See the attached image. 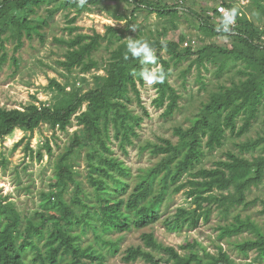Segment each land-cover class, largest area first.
<instances>
[{
    "label": "trees",
    "instance_id": "trees-1",
    "mask_svg": "<svg viewBox=\"0 0 264 264\" xmlns=\"http://www.w3.org/2000/svg\"><path fill=\"white\" fill-rule=\"evenodd\" d=\"M108 2L131 6L124 29L108 25L104 33L76 32L79 27L72 24L81 14L100 11ZM253 3L264 13L259 0ZM221 4L238 10L231 1L221 0ZM43 6L45 16L38 14ZM61 10H68L66 17L70 12L74 15L65 27L71 36L55 38L66 46L58 65L67 73L77 68L81 74L92 69L103 73H94L92 85L87 88H83L87 81L84 76L66 78L64 82L50 78L47 89L52 97L47 103L36 104L35 97L33 102L19 108L0 104V148L15 129L32 134L46 124L53 132H65L73 125V120L80 126L57 157L53 189L38 210L23 217L15 204L0 193V264H107L108 256L119 253V241L111 237L112 233L142 229L159 221L168 231L192 230L202 222L207 223L214 212L223 221L217 226L218 240L230 241L232 236L249 232L252 236L233 244L245 258L251 250L257 252L256 257L237 262L220 245L216 253L198 240L185 241L176 248L159 241L152 232H143L141 244L123 250L122 261L263 263L264 223L261 225L250 216L242 217L234 211L239 207L249 208L259 200L260 213L264 215V199H248L252 187L260 184L264 187V133L236 144L239 154L228 151L226 159L215 161L211 167L203 166L202 162L206 153L224 144L227 132L240 137L264 114V23L257 25L238 10L236 25L229 32H223L218 30L221 18L216 8L211 14L205 10L193 12L178 2L171 4L166 0H86L82 7L78 0H0V67L9 60L16 71L19 68L16 53L24 39L37 35L44 42V28ZM139 11L168 17L171 30L177 28L175 20L188 12L196 17L204 38L225 36L229 42L220 46L209 41L193 50L184 33L177 34L176 38L166 37L169 28L165 25L155 36L131 37L132 23ZM114 17L125 18L122 13ZM215 18L219 19L218 23ZM203 37L199 38L200 43ZM129 38L147 40L157 57L156 66L162 67L165 73L162 83L153 84L156 96L152 100L155 108H163L165 117L172 116L179 107L181 94L169 79L182 63L188 61L187 66L180 69L184 79L193 66L208 71V66L214 65L216 77L238 66L236 73L240 75L237 80L231 79L230 84L219 83L210 91L188 126L174 127L176 141L161 138L160 142L141 146V151L148 150L158 160L135 175L111 146L116 141L126 154L138 137L137 128L143 118L130 108L133 101L147 114L139 89L145 81L139 72L143 67L151 69V64L142 65L139 58L127 52ZM7 41L13 42L10 57L6 52ZM103 42L108 56L99 63L92 55ZM198 78L203 79L201 75ZM201 82L204 86L205 82ZM47 147L51 153L48 144ZM81 151H84L86 184L79 178L80 172L73 162V156ZM243 153L252 156L248 158ZM180 191L189 199V206H178L163 218L161 210L165 201Z\"/></svg>",
    "mask_w": 264,
    "mask_h": 264
},
{
    "label": "rangeland",
    "instance_id": "rangeland-1",
    "mask_svg": "<svg viewBox=\"0 0 264 264\" xmlns=\"http://www.w3.org/2000/svg\"><path fill=\"white\" fill-rule=\"evenodd\" d=\"M226 1H231L241 13L255 21L257 25L264 23V13L259 11L253 0ZM166 2L171 4L178 2L179 5L191 9L193 12L205 10V12L210 14L221 3V0H166ZM259 3L264 9V0H259ZM44 8L45 6L38 9L39 15H46ZM130 9L131 6L126 5L124 2H108L100 11H89L81 14L72 25L79 27L76 32L89 34L93 33V31L104 33L108 25L124 29L127 25V20H129ZM67 13L68 10H61L49 19V25L43 30L44 42H41L37 35L32 39H24L22 48L16 53L19 59V68L16 71H14L9 60L0 67V104L2 106L19 108L22 105L33 102L35 97L36 104L49 102L52 97V94L47 89L50 78L64 82L66 78L72 80L73 77L84 76L87 81L83 84V88H87L92 85V75L94 73H103L102 70L92 69L90 72L81 74L78 68L74 69L72 73H67L58 65L57 61L63 59L66 46L56 42L55 38H68L71 36L65 30V27L69 25L67 21L74 15V12H70L68 14L70 15L69 17H66ZM120 13L125 16L122 20L114 17L115 14ZM214 21L218 23L219 19L215 18ZM168 22V17L162 18L156 13L139 11L136 13V20L132 23L131 37L137 35H141L144 38L155 36L157 31H160L165 25L169 28L166 37L176 38L177 34L184 33L186 40L192 43L193 50H197L198 45L209 41L220 46H224L229 42V39L225 36L211 39L204 38L200 34L196 17L188 12L182 13L175 20L176 29L171 30V25ZM200 37H203L204 41L202 43L199 41ZM5 46L7 55L10 57L13 42L7 41ZM107 56L108 50L104 42L92 55L99 63H102ZM187 64L188 61L182 63L178 69H174L169 79L172 86L181 94L179 107L172 116H163V108H155L153 106L152 100L156 96V90L154 85H148L146 82L140 85L139 89L141 103L145 107L147 114L136 101L130 104L133 112L143 118L140 127L137 128L138 137L134 140L135 143L127 148L126 154L118 148L116 141H113L111 146L115 155L130 167L132 175L137 174L141 169L153 165L158 160L148 150L141 151V146H144L147 142H160L161 138H169L172 141H176L177 137L173 134L174 127L178 125L188 126L201 102L207 99L209 92L215 89L219 83L228 85L231 79L237 80L240 77L236 73L238 66L230 68L219 77H216L214 74L216 66L209 65L208 71L204 70V68L198 69L193 66L184 79L180 75V69L186 67ZM155 67L157 66L151 64V69ZM198 75L202 76L203 79L201 81L205 82L204 86H202ZM263 119L264 114H261L258 120L252 124L249 131L240 137H235L227 132L224 144L216 150L206 153L202 165L211 167L215 161L226 159L228 151L239 154L236 144L264 133ZM79 128L80 126L76 124L75 120H73V125L68 127L65 132L60 130L53 132L46 124H42L32 134L15 129L10 136L2 141L0 148V193L7 196L15 204L23 217L32 215L47 201V193L53 189L52 177L55 172L56 159L68 146L74 131ZM20 139H23L22 142L14 147ZM47 144L51 148V153L48 152ZM27 145L30 149L26 147ZM243 156L250 158L252 154L243 153ZM83 157L84 151H81L78 156H73V162L75 169L80 172L79 178L86 184ZM70 189L69 192H71ZM255 197L264 199L263 184L258 187H252L248 194V199H254ZM189 204V199L185 197L182 191L170 196L161 210L163 218L171 215L178 206L187 207ZM261 208L262 205L258 200L253 206L245 209L239 207L234 212L239 213L242 217L250 216L262 225L264 223V215L260 213ZM219 219L216 212H214L207 223L202 222L192 230L168 231L164 224L159 221L142 229H131L120 234L112 233L111 237L117 238L119 241V253L114 256H108L106 259L107 264H140V262L125 263L122 261L121 256L123 250L128 246L141 244L140 235L143 232H152L159 241L176 248L185 241L198 240L210 252L216 253L218 251L217 245H220L237 262L244 263L256 257L257 252L251 250L248 252L247 258H245L233 244V241L252 236L249 232L232 236L229 239L230 241L218 240L217 226L223 222ZM260 264H264V262Z\"/></svg>",
    "mask_w": 264,
    "mask_h": 264
},
{
    "label": "clouds",
    "instance_id": "clouds-1",
    "mask_svg": "<svg viewBox=\"0 0 264 264\" xmlns=\"http://www.w3.org/2000/svg\"><path fill=\"white\" fill-rule=\"evenodd\" d=\"M78 3L79 6L82 7L86 3V0H78ZM220 12L222 13L221 28L218 30L229 32L230 26L235 24L238 10L236 8H232L226 11L225 9L221 8ZM127 52L130 53L132 57L139 58L142 65L157 64V57L147 40L129 38L127 43ZM125 58L127 59V56ZM139 76L148 85L162 83L165 79V73L162 67L159 66L152 69L143 67L139 72Z\"/></svg>",
    "mask_w": 264,
    "mask_h": 264
},
{
    "label": "built area",
    "instance_id": "built-area-1",
    "mask_svg": "<svg viewBox=\"0 0 264 264\" xmlns=\"http://www.w3.org/2000/svg\"><path fill=\"white\" fill-rule=\"evenodd\" d=\"M242 2H244V1H242ZM215 8H216V12H217L218 15L220 16V18L222 17V13L220 12V9H221V8L225 9L226 11H227V10H230L227 6H225L224 4H221V3L218 4ZM211 13H212V12H211ZM211 13H210V14H211ZM239 14H240V13H239ZM235 25H236V21H235V24H234V25H231V26H230V29H231L232 27H234Z\"/></svg>",
    "mask_w": 264,
    "mask_h": 264
}]
</instances>
